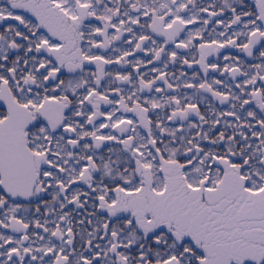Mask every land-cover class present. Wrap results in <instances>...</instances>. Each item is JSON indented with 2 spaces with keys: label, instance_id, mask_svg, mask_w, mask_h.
Masks as SVG:
<instances>
[{
  "label": "snow or ice",
  "instance_id": "6c2138e0",
  "mask_svg": "<svg viewBox=\"0 0 264 264\" xmlns=\"http://www.w3.org/2000/svg\"><path fill=\"white\" fill-rule=\"evenodd\" d=\"M0 264H264V0H0Z\"/></svg>",
  "mask_w": 264,
  "mask_h": 264
}]
</instances>
